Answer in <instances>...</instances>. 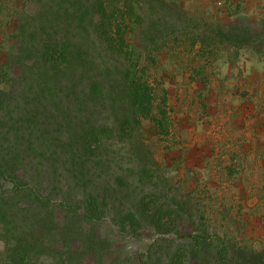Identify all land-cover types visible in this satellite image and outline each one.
<instances>
[{
	"label": "rangeland",
	"instance_id": "obj_1",
	"mask_svg": "<svg viewBox=\"0 0 264 264\" xmlns=\"http://www.w3.org/2000/svg\"><path fill=\"white\" fill-rule=\"evenodd\" d=\"M102 1L121 5L123 0H0V88L13 86L7 112L13 121H51L56 129L60 121L127 125L124 132L111 135L104 157L110 176L123 190L105 194L101 204L106 210L95 225L108 237V251L102 260L88 257L82 264H145L156 240H163L165 252L171 244L177 248L186 242L195 230L217 234L229 246L253 249L264 257V54L227 48L216 31L239 25L263 34L264 41V0H166L168 7L158 9L163 20L158 25L151 0L143 3L145 12L136 11L143 22H129L127 42L137 48L139 68L147 67L155 114L160 116L161 109L167 113L163 131L150 120L140 119L137 127L139 117L127 97L113 89V77L100 74L99 65L112 57L106 45L93 52L94 66L89 61L79 64L75 76L68 73L61 79L46 68L48 41L103 44L97 33L89 32L85 16ZM104 80L110 84H101ZM95 83L102 92L91 95ZM135 136L146 148L131 153L123 143ZM139 162L148 170L139 169ZM121 174L127 179L123 187L115 176ZM12 187L8 181L3 188ZM75 193L71 187L64 192L57 188L52 202L42 206L54 213V230L47 233L50 249L37 264L74 257L64 250L59 239L63 229L56 226L60 215L81 207L82 195L77 199ZM140 196L147 197L154 213L162 209V227L132 232L127 224L120 225L128 221L127 209ZM181 202L185 213L177 206ZM0 264H7L1 237Z\"/></svg>",
	"mask_w": 264,
	"mask_h": 264
},
{
	"label": "trees",
	"instance_id": "obj_2",
	"mask_svg": "<svg viewBox=\"0 0 264 264\" xmlns=\"http://www.w3.org/2000/svg\"><path fill=\"white\" fill-rule=\"evenodd\" d=\"M147 1L123 0L121 5L97 2L85 16L89 21V32L97 33L103 44L98 40L92 46H72L67 40L52 44L48 41L50 47L47 45L45 48L44 62L49 73L58 78L62 79L61 75L68 73L75 76L82 68L79 64L89 61L94 66L93 52L101 45L104 49L106 45L112 57L99 65L100 74L110 80L113 77V89L117 88L121 95L127 97L130 108L139 117L137 127L142 124L140 119L150 120L163 131L167 113L161 109L160 116L155 114V90L145 78L147 67L139 68L141 60L137 48L127 42L129 22L133 19L137 23L143 22L136 11L145 12L143 3ZM151 4L153 18L158 25L163 21L158 9L168 7V4L166 0H151ZM118 13H121L119 18ZM216 31L218 39L227 48H248L255 54H264L263 34L239 25H231L227 30L219 27ZM101 84L110 83L104 80ZM98 92L101 93L102 88L95 83L90 93L96 95ZM27 93L24 87L23 94L27 96ZM13 96V86L8 90L0 88V237L7 264H37L45 250L50 249V238L46 236L54 230V213L45 212L42 206L52 202L57 188L64 192L66 187L75 190L77 199L82 195L79 200L81 207L60 215V226L56 228H62L63 235L56 236L62 241L64 250L74 253V257L51 264H82L88 257L102 260L110 241L99 233L95 225L103 219L106 210L102 200L116 195L119 188L110 176L113 175L111 168L105 166L104 157L111 135L124 132L126 122L121 125V121L111 124L105 121H60L56 129L51 121H21V117L13 121L7 114L12 107ZM60 103L64 104L63 99ZM163 104L166 106V100ZM31 115L33 112L28 116ZM135 130L132 129L133 132ZM135 138L123 144L130 147L131 153L145 150L146 145ZM138 168L148 170L143 162ZM115 176L116 182L123 187L127 179L122 174ZM8 181L13 183L10 191L3 188ZM119 191L123 190L119 188ZM146 200V196L137 197L127 209L129 222L121 221L120 225L127 224L132 232L162 227L163 218L159 216L162 209L154 213ZM177 206L182 211L185 203ZM187 239L177 248H170L171 244L165 252H161L163 240H156L148 251L145 264H264L262 253L229 246L223 237L211 235L206 230L201 234L195 230ZM37 241L40 242L39 247L36 246Z\"/></svg>",
	"mask_w": 264,
	"mask_h": 264
}]
</instances>
